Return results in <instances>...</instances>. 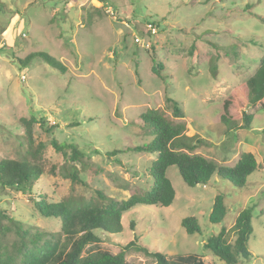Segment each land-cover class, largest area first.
<instances>
[{
  "label": "rangeland",
  "instance_id": "1",
  "mask_svg": "<svg viewBox=\"0 0 264 264\" xmlns=\"http://www.w3.org/2000/svg\"><path fill=\"white\" fill-rule=\"evenodd\" d=\"M31 52H45L66 66L62 72ZM264 55V0H0V160L26 159L41 174L34 194L75 205L101 203L98 192L127 199L152 183L148 168L155 154L127 149L152 138L138 115L157 109L181 123L192 152L217 165H233L251 152L256 169L242 187L213 174L206 185L188 186L177 167L167 168L174 199L166 207L135 205L121 216L122 230H96L99 241L84 253H117L134 237L150 251L193 253L204 263L222 264L204 248L221 227L228 230L238 213L251 207V257L242 264H264V108L230 109L236 124L252 114L249 128L228 129L221 121L222 101L250 76ZM159 65V74L152 67ZM183 110L173 114L172 101ZM35 116L33 142L27 144L19 119ZM77 144L80 159L64 158L50 140ZM42 144L43 147L39 146ZM119 150L114 155L106 153ZM118 158L121 164L116 163ZM75 170L73 181L68 170ZM223 195L226 215L209 221L214 197ZM0 248L19 259L23 240L40 233L55 236L66 250L60 219L37 212L26 194L0 187ZM194 216L200 232L180 225ZM41 243V241H39ZM127 264H155L141 251L126 252Z\"/></svg>",
  "mask_w": 264,
  "mask_h": 264
},
{
  "label": "trees",
  "instance_id": "2",
  "mask_svg": "<svg viewBox=\"0 0 264 264\" xmlns=\"http://www.w3.org/2000/svg\"><path fill=\"white\" fill-rule=\"evenodd\" d=\"M39 56L52 67L65 72L66 66L45 52H31L19 59L22 65L28 64L32 58ZM161 62L153 65L152 69L159 74ZM173 114L182 117L177 102L171 100ZM264 108V55L258 59V65L254 72L245 80L234 85L222 101V113L220 121L228 128H249L252 121V114L242 112L243 124L237 125L236 116L229 113L230 109H242L246 106ZM44 122V118L38 119ZM37 118H20L19 121L24 127L27 144L33 142V124ZM140 126L151 135L150 141L136 145L128 150L149 152L155 154L151 161L148 172L152 183L148 189L138 188L125 200H117L98 192L102 199L101 203L85 202L75 205L69 199L59 201H48L45 194H34L33 186L41 174L36 163L26 159L4 158L0 160V187L12 188L27 195L39 213L46 218L60 219V233L69 241L65 250L60 247V242L55 236L42 238L40 233L34 234L28 243L23 240V230L18 228L21 235V246L19 259L11 256L4 257L0 248V264H127L126 252L130 249L141 251L151 256L155 264H209L204 263L198 255L187 254H166L160 251H150L149 248L133 240L124 244L121 249L112 254L108 251H94L84 253L85 246L99 241L96 230L107 233H118L122 230L121 216L135 205H152L166 207L174 199V188L167 177V168L171 165L177 167L183 181L188 186L197 184L206 185L213 174L229 181L236 187L245 185L247 177L256 169L257 162L251 152H242L233 165H217L212 160L201 154L193 153L194 147L184 134V126L181 123H171L157 109H147L138 115ZM51 146L62 154L64 158L75 161L82 157L77 144L71 142H59L55 138L50 140ZM41 148L42 144H39ZM119 150L107 152L108 156L114 155ZM116 163L121 164L118 158ZM67 175L78 181L75 170H68ZM251 207L242 209L235 218L231 227L234 240L227 239L228 230L225 227L207 238L204 248L209 250L222 264H242L251 257L248 249V239L252 233ZM226 215V206L223 195L217 194L214 197L212 209L209 213V221L218 223ZM9 217L4 211L0 217ZM180 225L187 233L200 232V226L194 216H185L181 219ZM3 227L0 226V232ZM41 241V243L39 242Z\"/></svg>",
  "mask_w": 264,
  "mask_h": 264
}]
</instances>
